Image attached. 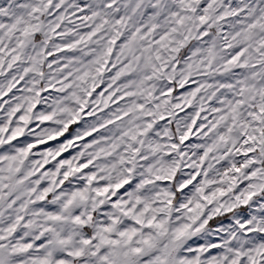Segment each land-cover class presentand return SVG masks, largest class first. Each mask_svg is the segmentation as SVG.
Segmentation results:
<instances>
[{
	"label": "snow or ice",
	"instance_id": "1",
	"mask_svg": "<svg viewBox=\"0 0 264 264\" xmlns=\"http://www.w3.org/2000/svg\"><path fill=\"white\" fill-rule=\"evenodd\" d=\"M0 264H264V0H0Z\"/></svg>",
	"mask_w": 264,
	"mask_h": 264
}]
</instances>
